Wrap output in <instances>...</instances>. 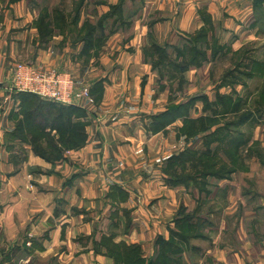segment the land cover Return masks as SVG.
<instances>
[{
	"label": "rangeland",
	"instance_id": "1",
	"mask_svg": "<svg viewBox=\"0 0 264 264\" xmlns=\"http://www.w3.org/2000/svg\"><path fill=\"white\" fill-rule=\"evenodd\" d=\"M21 1H26L29 4L20 6L16 15L23 16L26 22L20 23L14 19L9 23L8 28L11 32L7 31V34L10 35L12 30L17 27L24 31H29L31 27L36 30L37 36L35 38L28 34L25 39H22L23 45L26 43V46L20 49L18 53L19 60L14 62L11 72H13L18 63L39 66L33 62L37 53L36 47L41 49L39 47L40 44H45V46L49 44L46 48L47 53L58 60L57 64L59 66H68L73 75L69 72L60 73L67 74L72 78L77 88H88L89 97L92 100L91 102L83 99L75 100L69 105L75 106L74 103L77 101L88 104L87 106L91 107L92 111H85L86 117L92 115L93 111H99L101 96L96 99L93 95H90L89 80L92 77H89V75L99 72V66L103 65L98 63L97 58L100 54V59L105 55V48L112 34L123 27L128 30L130 23L120 26V24H112L111 20L114 18H107L105 24H102V29L101 27L95 28L94 31L102 43L93 45L92 49L89 50L88 58L78 57L83 49L82 39L80 40L79 38L82 33L78 34L79 30L85 28L87 23L97 27V22L107 11L103 13L101 7L99 9L96 5L88 4L92 0H0V31L6 28V24L2 22V11L4 12L7 9L5 6L8 7ZM93 1L96 2L97 0ZM221 1L208 0L205 4L211 2L219 4ZM100 2L98 4H103L106 1L100 0ZM260 3L262 4L261 7H253L252 19H249L250 17L242 13L244 8L233 9L231 6H225L221 2L215 8L217 10L214 12V17L210 13L207 14L210 18V26L201 32H198L200 28L192 33L182 34L178 32L179 34H175L177 35L176 38H173L175 40L174 44L161 41V45H159L149 36L152 34V28L150 25L147 26L148 30L146 29L145 31V37L148 44L142 49L152 44L164 49L168 54V56H164L167 60H170L171 65L170 68L165 67L167 61H164V59L159 65L153 63V66H159L158 69L151 65V75L147 79L150 92L148 91L145 94L147 102L145 103L144 101L142 105L137 106V109L140 112L148 110V105L146 104H150L149 102L153 100L154 95L157 96L159 94V105L161 107L164 106L165 109L170 105L182 104L186 99H193L192 106L185 113L187 117L190 119L207 117L211 121L205 126L213 125L209 127L208 131L202 133L199 131L193 136H186L187 131H185L183 120L180 117H175L174 120L159 130L148 131L144 128L147 136L151 137L158 134L159 137L158 141L152 143V148L155 149L145 148L141 152L139 158L141 160L149 159L148 162L150 163L137 168L135 173L131 175L133 181L120 185L113 183L106 190V187H104L106 177L100 182L99 176L95 177L97 178L95 180L92 179L97 186L100 185L99 191L96 188L92 190L88 188L90 191L83 190L82 195L86 196L85 202L79 200L78 205L80 207L72 206L73 208H70L68 212L69 215L64 216L65 220H69L67 221L69 223L65 225V230L68 227V231L63 230L62 239L69 241L70 248L73 249V246H75L76 252H78V249L81 250L85 256L82 264H94L85 255V253L90 251L97 255H106L104 254V248L97 245L99 243L102 244L101 242L107 245L116 244V246H111L110 249L115 253L119 252L118 259H121L120 254L125 257L129 253V259L140 256L143 258L142 261L144 260V263H147L150 259L151 261L155 259L157 255L170 258L172 256L177 257L175 255L178 254L179 260L175 263L186 264L183 256L199 257L203 256V253L206 255V246L210 242L211 246L214 247L213 249H215L220 244H228L232 247L234 241L240 244H245V242L260 244L263 241L264 0H261ZM202 8L203 5L199 6L198 10ZM121 9L122 13L124 10L125 14L129 15L131 12L133 15L135 14L134 11L139 10V1L127 0L125 7H121ZM166 9L167 7L164 8V11ZM204 9L200 11V13L202 12L201 15L207 13L206 8ZM226 9L229 11L233 9L231 11L234 14L242 15L241 24L243 29L240 32L243 33H240V35L244 39L252 37V41L244 45L234 46L235 44H240L238 43L240 37L236 42L232 37H226V39L219 37L221 31L219 25L221 24L217 20L232 16L229 15V11L223 13ZM141 10L142 14L149 10V7H143V1ZM44 13L47 14V20L50 21L52 28V34L47 38V44L41 43V36L36 23L40 15ZM150 18H153V15L145 18V20L147 19L146 23L157 19L156 17L154 19ZM200 18L204 24L202 16ZM129 32V30L126 31L127 36ZM167 34L169 38L170 35L174 36L173 33ZM3 38L5 37L3 36ZM169 38L168 42L170 41ZM0 40H2V37H0ZM124 43L123 39L121 46ZM72 51L74 53H71ZM65 54L67 55L65 56ZM152 56H155L156 59L158 58L159 55L156 50L153 51ZM143 59L145 62L150 63L151 61L145 58L144 55ZM174 66H185V69L183 72H175L172 71ZM44 69L56 71V69ZM141 84L144 85V82ZM11 87L12 79L10 84L3 86L1 91L4 96L3 105L8 110L7 117L11 122L12 129L22 118L23 98L22 96L20 97L21 94L10 90ZM207 103L210 105L208 106ZM57 104L63 105L58 102ZM140 112L138 111L137 113L140 114ZM137 121L135 120V122ZM89 124L88 121H84L85 129H87ZM141 129H143V126ZM215 129L217 131L213 133ZM125 130L127 131V129ZM208 133H210V136L204 139ZM15 139L17 140L10 141L12 142V148L9 156V160L12 163L11 167L14 168V171L21 168L20 165L23 163L21 159H25L27 152L26 148H23L20 144L21 141L18 137H15ZM185 149H188L186 154L189 153L190 156L184 158V161L186 160L185 166L188 168L186 173H182L180 177H174L185 181L182 184L170 186L165 172L166 162L170 156H179ZM68 152L70 151L65 152V157ZM31 153L40 158L32 150L29 155ZM58 161L48 163H56ZM180 166L178 163L175 164L176 168ZM6 181L2 178L3 197L0 199L2 201L1 206L4 203L6 208L15 204L18 206L25 200V197L23 195L19 196L14 189H10L8 192L10 195H8L5 189V186H8ZM58 185L59 183H55L50 189L56 191ZM113 186L117 188V191L113 189ZM25 187L26 191L24 190L23 193L34 191L37 186L34 185L32 187L26 182ZM90 194L93 197L89 198ZM5 195L6 198L4 197ZM77 196L80 197L79 194ZM130 196L134 197V204L137 207H143L145 212L147 210L151 211L150 215L147 214L150 224L149 228L148 224L144 228L146 233L137 230L136 227H134V231L133 228L131 229L132 219L134 218V215H132L134 205L127 207ZM49 200V205L53 208H62L65 204L60 200H55L54 202L53 195ZM76 204L77 202H70V205ZM106 207L109 209L106 210ZM166 209H171L173 213L171 214ZM227 209H236L235 212L239 215L231 216L232 220L229 222V229L225 231L224 235L220 231V223L223 224V210ZM243 212L250 214L247 217L248 220L255 218V225H251L252 230L250 232L246 222L245 224L243 222L242 232L246 233L243 236L244 242L236 237V231L240 230L237 227L239 217ZM40 216V219L47 217L41 214L38 217ZM57 217L56 211L49 216V218L54 220ZM17 218L19 220V216ZM27 218L29 224H32L31 216L29 215ZM11 219L9 214L5 213L0 217V264H57L54 256L45 261L46 257L44 255H40L38 258L28 255L27 252H24L25 249L20 251L18 241L12 246L11 243L16 234L12 232L13 224ZM35 220L37 219L35 218ZM169 220L171 221L170 228H167L168 235L166 237L156 236V228L158 229L159 225L162 227ZM26 223L27 221L25 220ZM78 227L80 230L77 231ZM131 230L133 232L129 235ZM151 231L153 235H147L149 232L151 234ZM32 234L37 237L43 235V237L47 238L49 231L36 230V234L34 231ZM125 235H129L127 240L130 237L131 239L133 237L134 240L142 239L144 242L143 247L137 243H129L126 246V243L122 240L114 243L116 237L122 239ZM21 236L22 233L18 234L17 232L16 237ZM163 241H167L168 246L161 245ZM29 243L27 245H30ZM122 243H125L124 247L121 246ZM169 244H177L179 247L174 248L173 245L170 246ZM240 244H237L239 248H236V250L243 251V254L249 258H251L252 254L260 252L257 247H255V250L246 247V255L244 247H241ZM131 245H136L138 248H126ZM193 246H198L199 250H193ZM20 259L21 261H19ZM129 262V260H126L125 264ZM203 263L220 264L215 260L213 261L211 253L204 257ZM132 264L139 263L133 262Z\"/></svg>",
	"mask_w": 264,
	"mask_h": 264
},
{
	"label": "crops",
	"instance_id": "2",
	"mask_svg": "<svg viewBox=\"0 0 264 264\" xmlns=\"http://www.w3.org/2000/svg\"><path fill=\"white\" fill-rule=\"evenodd\" d=\"M105 1L106 2L103 4H95V1L92 0L88 4H91L92 6L96 5L99 9L101 7V11L104 13L108 11L109 6L122 2V8H124L127 2V0ZM138 1L139 10L134 11L135 14L132 15L131 12L129 15L125 14L124 10L122 13L123 21L130 23V27L128 28L130 32L128 36L126 33L128 30H126L125 27H123L124 29H117L116 32L112 34L111 39L108 40L107 47L105 48V55L100 59V54L97 58V61H99L98 63L103 64L102 66H99V72H95L93 75H91V73L89 75V77H92L89 80L91 89L95 84L101 83L102 91L101 102L99 105L100 110L93 111L92 115L85 118V121L90 123L86 129V144L77 150L68 152L64 160L56 163L45 162L41 158L34 156L32 153L29 155V152L31 151L30 148L27 145H23L27 152L25 154V159H21V162L23 160V163L20 165L21 168H18L16 171L11 167L12 163L9 160L10 151L7 150L6 133L11 129V122L7 117L8 110L6 109V106L3 105L4 96L2 95L1 89L3 86L10 84L12 78L11 69L14 62H18L19 60L18 53L20 49L26 46V43L23 45L22 39H25L28 34L31 37L33 36L36 38L37 32L31 27L29 31H24L17 27L12 30L10 35L7 34V31L11 32L8 28L9 23L14 19L20 23L26 22L24 21L25 19L23 16L16 15L18 14L17 10L20 6H27L29 4L26 1L13 3L8 7L5 6L7 9H5L4 12L2 11V22L6 24V28L5 30L0 31V37H2V40H0V199L3 197V187L1 188L3 178V180H7L6 182L8 186H5L7 194L10 189H14L15 193L19 196L23 195L25 200H23L18 206L15 204L8 208H6L5 203L1 206L2 201L0 200V217L3 216L4 213L9 214L10 219L13 217L11 219L13 224L12 232L16 235L14 236L11 245L13 246L14 243L18 241L20 251L25 249L24 252H27L28 255H31L32 257L39 258L40 255H44V257H46L45 261H48L51 256H54L56 257L55 261L57 264H82L85 256L81 250L78 249V252H76L75 246H73V249L70 248L71 246L68 244L69 241L62 239L65 225L66 223H69L67 222L69 220H65L64 216L69 215L68 212L70 208H73L72 206L80 207L78 205L79 200L84 201L86 197L82 195L83 190L90 191L93 188H96L97 191H99L100 185L97 186L95 181H93L97 179L95 177L99 176V182L106 177L104 187H106L107 190V188L113 183L120 185L133 181L131 175L135 173L137 168L150 163L148 162L149 159L141 160L139 156L145 148L155 149L152 148V143L158 141L159 135L155 134L151 137L149 135L147 136L144 128L147 130L151 118L163 113L166 109L164 106L161 107L159 105L160 94L157 96L154 95L153 100L149 102L150 104H146L148 105V110L140 112V110L137 109V106L142 105L144 101L145 103L147 102L145 94H147L148 91L150 92L149 81L147 79L148 76L151 75V64L145 62L143 59L142 49L148 44L145 37V31L146 29L148 30L147 26H151L152 34L149 36H151L156 43L161 45V41H163L174 44L175 40L173 38H176L177 36L175 34L192 33L203 26L200 18V11L202 9L206 8V14L210 13L213 15L212 17H214V12L217 10L215 8H217L222 2L225 6H231L233 9L244 8L242 11L243 15H247L250 17L249 19H252L254 2V0H222L219 4L216 2L205 4L208 0ZM142 1L143 7H149V10L146 11L145 14H142L141 10ZM202 5L203 8L198 10L199 6L201 7ZM166 7L167 9L164 11V8ZM231 10L229 11L226 9L223 13L229 11V15L232 16L217 20V22L221 24L219 25V28H221L219 37H223V39H226V37H232L235 42L240 37L238 42L240 44H235L234 46L244 45L245 43L252 41V37L250 39H244V37L240 35V33H243L240 32L243 29L241 24L242 15H236ZM152 15L153 18L150 19H154V17L157 19L152 20L150 23L147 21L146 23L147 19L145 20V18ZM167 33H173L174 36L172 37L170 35V39ZM3 36L5 38H3ZM168 38L170 40L169 42ZM123 39L125 43L121 46ZM48 46L39 45L41 49L36 47L37 53L33 62L43 68L56 69V71L59 72H69L72 74L69 70L70 68L68 69V66H59L57 64L58 60L47 53L46 48ZM71 53H74V51ZM66 55L67 54H65V56ZM79 56L80 55H78V57ZM143 79L144 81H142ZM143 82L144 85L141 84ZM187 100L188 99L184 100L183 103ZM74 104L86 112L89 110L92 111V108L87 106L88 104L86 103L77 101ZM138 111L140 114L137 113ZM135 120L138 121L135 122ZM140 122H142V124H140ZM142 126L143 129H141ZM125 129H127V131ZM172 134L174 135V133ZM26 182L32 187L34 185L37 186L35 187L36 190L23 193L26 188ZM55 183H59L58 188L56 191H52L50 187ZM77 194H79L80 197H78ZM6 195L4 196L5 198ZM52 195L54 202L55 200H60L65 203L62 208H53L49 205V199ZM91 197H93L92 194L89 195V198ZM71 201H74L75 203L77 202V204L70 205ZM133 205L132 215H134V218L132 219L131 229L133 228L134 231V227H136L137 230L146 233L144 228L147 224L149 228L150 224L147 214L150 215L151 211L147 210V212H145L143 207H137L134 204V197L130 196L127 207ZM105 209L108 210L109 208L106 207ZM166 210L170 211L171 214L173 213L171 209ZM55 211L58 214L57 219L54 220L49 218L51 213L53 214ZM235 211L236 209L223 210L224 222L223 224L220 223V231H222L224 235L226 233L225 231L229 229V222L232 220L231 216L235 214L239 215ZM40 214L46 215L47 217L40 219L41 216L38 217ZM29 215L31 216L32 224H29L27 218ZM249 215L250 214L247 212H243L239 217L237 227H239L240 230L236 231V237L243 242V236L246 235V233L242 232L243 222L244 224L246 222L249 232L252 230L251 225H255V218L248 220L247 217ZM17 216H19V220ZM35 218L37 220H35ZM25 220L27 221L26 224ZM170 221L171 220L166 223L164 222L165 224L162 227L159 225L158 229L156 228V236L161 235L166 237L168 235L167 228H170ZM79 227L81 228V226ZM79 227L77 231L80 230ZM36 230H48L49 234L47 235V238L43 237V235L37 237L32 234L33 231L36 234ZM24 231H26L25 234H23ZM65 231H68V227ZM133 231L131 230L129 235L132 234ZM17 232L18 234L21 232L22 236L17 238ZM149 233H147V235H153L152 231L151 234ZM129 235H125L122 239L116 237L114 243L121 242L122 240L126 245H129V243H137L143 247L144 242L142 239L134 240L133 237L132 239L130 237V239L127 240ZM28 243L30 245H27ZM210 243L206 246V255L203 253V256L199 257L183 256L186 264H206L203 263V259L210 253L213 256V261L215 260L220 264H264V238L260 244H253L251 242L240 244L237 241H234L232 247L228 244H220L218 248L215 249H213L214 247L211 246ZM237 244L244 247L246 255V247L253 248L254 250L255 247H257L260 252H257L258 254H252L251 258H249L243 254V251L236 250V248H239ZM69 249L71 250L69 251ZM193 250L198 251V246H193ZM85 255L87 256V259L90 262L93 261L94 264H114L113 259L109 256L107 257V255H97L91 251L85 253ZM19 261H21V259Z\"/></svg>",
	"mask_w": 264,
	"mask_h": 264
},
{
	"label": "trees",
	"instance_id": "3",
	"mask_svg": "<svg viewBox=\"0 0 264 264\" xmlns=\"http://www.w3.org/2000/svg\"><path fill=\"white\" fill-rule=\"evenodd\" d=\"M260 1L261 0H254L253 7H261L262 4L260 3ZM94 3L98 4L101 2L100 0H97ZM121 7L122 2L116 5L109 6V10L97 22V27H94V25L87 23V25H85V28L79 30L78 34L84 33L83 35L81 34L79 36L80 40L82 39L81 43L83 44V49L80 52L81 57L88 58L89 50L92 49L93 45L102 43L101 39L98 35L95 34L94 31L95 28L101 27L102 29V24H105V20H107V18H114L112 20V24H120V26L126 24V22L123 21L124 19L122 16ZM201 13L200 16H202L204 24L198 32H201L202 30L210 26L209 24L211 23L209 16L207 14L201 15ZM47 18V14L44 13L40 15L39 19L36 22L39 29L38 31L41 36V43H46L47 38L52 34L51 23L47 20ZM56 18L59 19V17L57 16ZM40 45L44 46L45 44ZM154 50H156L157 54L159 55L157 59L155 56H152ZM143 55L145 56V58H148L149 61L151 60L150 64L152 65V67L158 69L159 66H153V63L155 65H159L164 59V61H167V65L165 67L170 68L171 62L164 56H168V54L164 49L154 44L143 49ZM173 68L175 70L173 69L172 71L183 72L185 66H174ZM101 91L102 85L101 83H97L92 89H90V95H93L96 99H98V97L101 96ZM19 94H21L20 97L22 96L23 98V106L21 108L22 118L16 123L15 127H13L6 133L7 150L11 151L12 142L10 141L17 140L15 139V137H18V139L21 141L19 142L22 146L27 145L30 150H32L37 156L44 159L46 162H55L64 159L65 152L77 150L83 147L87 139V134L84 125L86 112L82 108L74 105H60L53 101L43 100L38 96L27 92H21ZM192 104L193 99L188 100L187 102L182 104L170 105L163 113L151 118V122L147 126V130L155 131L162 129L166 124L174 120L175 117H180L183 120L185 131H187L186 136H193L199 131H201V133L208 131L209 127L213 125L211 124L210 126H205L211 121L210 118L201 117L198 119H190L185 114L188 111L189 107L192 106ZM207 105L209 106L210 104L207 103ZM211 112L214 113L213 110H211ZM216 131L217 129H215L213 133ZM205 136L206 137H204V139H207L208 136H210V133L206 134ZM186 150L188 149L183 150L179 154V156H170L166 162L165 172L169 179L168 184L170 186L179 185L182 184L183 181H185L178 180V178L174 177H180L182 173H186L188 167L185 166L186 160L184 161V158L190 157L189 153L186 154ZM176 163L180 164L181 166L176 168ZM113 189L117 191V188L114 187ZM101 243L102 244L99 243L97 245L104 248V254L111 257L115 264H125L126 260L130 261L128 264H132L133 262L139 264H176L175 262H178L179 260L178 254H174L177 257L172 256L170 258L168 256L157 255V257L152 261L149 260L147 263H144V260L142 261L143 258L140 256L129 259V253L126 254L125 257L120 254L121 259H118L119 252L115 253L110 249L111 246H116V244L107 245L103 242ZM161 245L168 246V242L163 241ZM169 245H173L174 248L179 247L177 244ZM121 246L124 247V243H122ZM126 248H138V246L131 245Z\"/></svg>",
	"mask_w": 264,
	"mask_h": 264
},
{
	"label": "built area",
	"instance_id": "4",
	"mask_svg": "<svg viewBox=\"0 0 264 264\" xmlns=\"http://www.w3.org/2000/svg\"><path fill=\"white\" fill-rule=\"evenodd\" d=\"M43 69L40 66L18 63L11 73L12 87L10 90L16 93L35 94L42 99L63 105H69L81 99L92 101L88 88H77L67 74Z\"/></svg>",
	"mask_w": 264,
	"mask_h": 264
}]
</instances>
